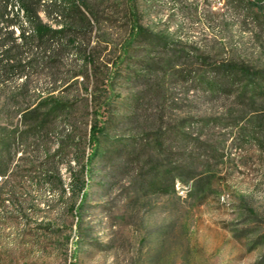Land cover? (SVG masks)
<instances>
[{
	"label": "rangeland",
	"instance_id": "374dc122",
	"mask_svg": "<svg viewBox=\"0 0 264 264\" xmlns=\"http://www.w3.org/2000/svg\"><path fill=\"white\" fill-rule=\"evenodd\" d=\"M87 2L100 61L90 80L73 77L80 63L65 67L55 95L72 107L25 125L0 92V264H264V95L239 97L203 64L167 67L148 43L110 91L128 0ZM246 3L139 0L142 22L193 60L200 48L264 70V18ZM97 114L104 133L87 169Z\"/></svg>",
	"mask_w": 264,
	"mask_h": 264
},
{
	"label": "trees",
	"instance_id": "16d2710c",
	"mask_svg": "<svg viewBox=\"0 0 264 264\" xmlns=\"http://www.w3.org/2000/svg\"><path fill=\"white\" fill-rule=\"evenodd\" d=\"M232 1L239 5L246 1L247 10L255 11L258 20L264 18L263 0ZM128 10L130 32L122 43L120 54L110 62L113 75L107 80L110 91L114 88L115 74L120 73L127 60L134 56L132 50L137 44L148 43L166 51L167 67L203 64L204 73L212 71L222 79L231 80L230 89L237 88L235 91L239 97L248 98L253 103L264 95L263 69L237 57L212 56L210 50L202 51L200 48L196 50L200 60H193L189 54L174 49L173 42L167 36L159 35L142 22L139 0H128ZM95 18L87 0H0V92L9 91L7 95L12 99L7 104L23 111V124H48L49 117L54 113L72 107L61 96L55 95L58 82L64 81V75H70L65 67H76L80 63L82 71L75 72L73 77L82 76L86 80H90L92 71H97L100 56L96 55L95 48L98 43L93 46L91 39ZM141 65L143 69L154 70L158 61L142 62ZM186 70L191 72L188 68L182 69L183 72ZM20 79L23 82L18 84ZM32 80L37 84H31ZM42 80L45 82L38 83ZM206 84L212 91H218L223 86L209 81ZM31 90L44 94L39 101L31 102L28 100L32 96ZM41 110L46 111L45 117L39 114L32 116V119L27 118ZM98 117L97 114L91 124L87 169L100 154L104 124ZM6 172V169H2L1 180ZM9 184L10 181H4L5 186ZM86 185L82 180L79 187L82 199Z\"/></svg>",
	"mask_w": 264,
	"mask_h": 264
},
{
	"label": "built area",
	"instance_id": "2783aa9c",
	"mask_svg": "<svg viewBox=\"0 0 264 264\" xmlns=\"http://www.w3.org/2000/svg\"><path fill=\"white\" fill-rule=\"evenodd\" d=\"M0 181H1V177H0Z\"/></svg>",
	"mask_w": 264,
	"mask_h": 264
}]
</instances>
